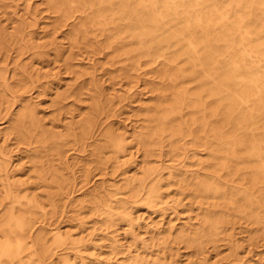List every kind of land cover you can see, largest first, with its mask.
I'll list each match as a JSON object with an SVG mask.
<instances>
[{"label": "bare ground", "instance_id": "bare-ground-1", "mask_svg": "<svg viewBox=\"0 0 264 264\" xmlns=\"http://www.w3.org/2000/svg\"><path fill=\"white\" fill-rule=\"evenodd\" d=\"M43 1L57 19L48 35L68 33L71 54L64 68L76 81L85 74L75 67L83 50L90 57L108 58L107 72L118 74L111 76L113 82L120 79L133 85L139 75H145L144 82L155 98L141 109L146 126L134 138L144 147L147 159L163 141L173 146L172 157L181 154L182 142L204 147L208 158L204 167L210 173L188 183L182 180L181 187L200 199L202 230L183 236L196 254L202 256L205 246L221 237L230 242L231 236L225 233L237 225L247 230L252 245L264 246V18H257L264 16V0H237L227 8L213 5L211 10L200 0ZM250 12H255L254 20L246 26ZM76 18L78 23H73ZM27 28L19 25L11 34L0 29V53L8 55L12 49L17 53L12 66L16 90L0 71V118H7L17 141L0 140V264H72L70 253L79 254L87 244L75 241V234L63 229L66 215L73 212L68 220L82 227L86 223L80 216L88 211L105 222L131 219L130 214L116 213L106 191L84 194L98 174L104 175L100 156L107 151L114 159L124 156L127 139L105 131L94 153L99 173L92 176L91 167H84L82 183L65 176L70 167L69 147L92 135L99 116L110 117L114 100L104 107L96 89L75 84L57 94L54 104L60 111L65 109V100L81 98L86 90L93 100L91 114L81 125L70 127L66 138L44 129L36 106L23 95L18 96L20 111H10L5 88L15 95L26 94L31 85L24 73L40 79L35 56L44 59L50 51L59 59L64 55L52 40L36 45L35 38H25ZM183 57L190 62L181 67ZM3 104L8 105L6 109ZM243 122L250 125L249 131L242 130ZM155 172L151 168L139 186L144 187ZM124 183L134 185L130 179ZM79 192L86 198L77 201ZM149 199L151 205L160 199L155 185ZM238 249H233V260ZM131 263L143 261L137 256Z\"/></svg>", "mask_w": 264, "mask_h": 264}, {"label": "rangeland", "instance_id": "rangeland-1", "mask_svg": "<svg viewBox=\"0 0 264 264\" xmlns=\"http://www.w3.org/2000/svg\"><path fill=\"white\" fill-rule=\"evenodd\" d=\"M200 1L211 10L213 5L227 8L237 0ZM250 13V16L245 17L246 26L254 20L255 12ZM258 17L264 18L261 14ZM56 22L55 15L48 10L47 3L43 0H0V29L4 28L8 34H11L15 27L25 24L28 27L24 32L25 38H35L36 45H45L52 40L58 51H64L62 59L57 58L54 51H50L44 59L35 56L33 62L39 65L37 70L40 79L35 78L36 74L33 76L28 72L24 73L27 83L31 85L29 93L15 95L5 88L9 110L14 113L20 111L22 103L18 100V96L23 95L26 101L36 106L42 127L66 138L70 127L81 125L82 119L91 114L93 100L86 90L81 98L75 96L65 100V109L60 111L54 104L57 94L66 92L69 86L75 84L96 89L97 94L100 95L99 101L105 105L104 107L114 100L110 117L107 118L106 114L99 116L92 135L78 141L83 142L82 144H71L69 147L68 166L70 167L64 171V174L77 183H82L84 167H91L92 176L99 173L94 163L96 158L94 153L97 145L103 142L105 131L113 130L127 139L124 156L120 155L114 159L115 155L109 151L100 156L99 163L104 168V175L98 174L94 178L95 181L84 188L86 190L88 188V192L84 194L91 195L106 191L118 209L116 213L130 214L131 219L125 220L120 217L114 222H105L100 220L98 214L88 211L80 216L86 223L82 227L78 226V222L68 220V217L75 215L73 212L66 215L65 222L62 223L63 229L73 232L75 241H84L87 244L79 254L70 253L71 263L132 264L131 260L139 256L143 261L142 264H264V246L252 245L249 233L240 225L225 233L231 236L230 242L223 241L221 237L216 244H207L202 256H198L195 249L187 244L183 237L185 234L193 235L202 230V210L198 205L200 199H197L192 192L182 190L181 187L185 184L182 180L188 183L194 178H205L210 173L209 168L204 167L208 159L204 147L194 146L195 142H182L181 154L172 157L173 146L163 141L162 145L156 148L155 155L147 159L144 147H141L134 138L146 126L140 116L141 109L152 104L155 98L144 82L145 75H139V79L133 85L119 81L120 79L113 82L111 76L118 74L111 75L107 72L108 58L103 55L90 57L83 50L75 60L77 64L75 67L85 74L81 80L76 81L64 68V60L71 54L67 31L64 37L60 36L62 34L60 32L53 36L47 33L53 30ZM73 23H78V19H74ZM98 40L99 45L102 44L103 37L100 36ZM16 56L14 49L8 55L0 53V71L5 72L8 83L15 90L12 66L13 58ZM188 60L185 57L181 58L179 65L187 66L190 62ZM8 62L11 65L7 66ZM150 68L152 66H147L148 70ZM194 85V83L188 84L190 87ZM8 105L3 104V109ZM10 126L7 118L2 115L1 142H17L16 136L11 134ZM250 129V125L246 122L242 123L243 131ZM74 133L77 134L78 129ZM69 141L74 142L73 139ZM151 168L156 172L153 176L147 177L144 187L139 186L140 180L149 174ZM125 179L132 180L134 185L128 187L124 183ZM154 185L160 193V199L155 205H151L149 192ZM135 191H138L137 196L134 194ZM77 194V201L86 198L81 192ZM113 247H115L114 251ZM234 247L239 248L236 260H233Z\"/></svg>", "mask_w": 264, "mask_h": 264}]
</instances>
